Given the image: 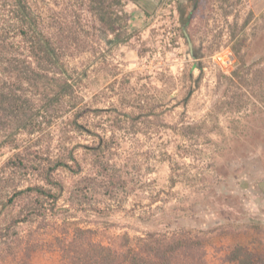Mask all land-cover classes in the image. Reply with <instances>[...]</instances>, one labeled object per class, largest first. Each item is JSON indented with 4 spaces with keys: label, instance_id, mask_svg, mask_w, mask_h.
<instances>
[{
    "label": "rangeland",
    "instance_id": "374dc122",
    "mask_svg": "<svg viewBox=\"0 0 264 264\" xmlns=\"http://www.w3.org/2000/svg\"><path fill=\"white\" fill-rule=\"evenodd\" d=\"M31 1L49 21L47 31L68 37L67 61L80 94L103 109L89 115L95 137L117 132L107 152L110 178L78 196L65 191L60 214L97 229L104 240L124 232L201 231L207 264H227L235 243L264 259V0H125L131 37L124 43L100 27L86 0ZM234 49L250 70L230 108L222 100L226 76L238 65ZM225 50L234 56L229 72L214 59ZM138 98L148 116L133 133L115 115L137 111ZM157 113L170 125L206 120L218 126L191 143L155 123ZM67 117L50 125L39 149L62 155L74 147L84 174L97 160L80 145L95 137L70 130ZM14 151L0 150V166ZM60 173L67 186L79 178ZM32 263L59 264V256L41 250Z\"/></svg>",
    "mask_w": 264,
    "mask_h": 264
},
{
    "label": "trees",
    "instance_id": "16d2710c",
    "mask_svg": "<svg viewBox=\"0 0 264 264\" xmlns=\"http://www.w3.org/2000/svg\"><path fill=\"white\" fill-rule=\"evenodd\" d=\"M86 1V10L116 42L129 40L125 0ZM31 2L0 0V150L15 149L0 166V264H33L34 255L41 250L56 251L59 264H207L201 231L178 228L146 230L139 235L124 232L104 240L97 229L79 226L60 214L58 201L65 191L68 198L78 196L88 193L96 181L110 178L106 175L107 152L115 148L117 132L114 129L109 136L95 137L89 115L103 109L91 107L80 94L78 77L67 61L71 48L68 37L47 31L49 21ZM234 50L238 65L226 76L222 100V105L230 108L237 104L236 92L250 70ZM126 96L124 93L122 100ZM142 100H136L137 111H118L115 115L120 123H129L133 133L139 131L135 125L148 116ZM130 102L122 105L133 106ZM63 116H68L65 125L70 130L95 137L91 144L80 145L97 160L84 174L74 147L62 155L39 149V141L48 134L50 125ZM154 118L155 123L191 143L218 126H210L206 120L170 125L159 113ZM167 160L172 185L175 180L170 155ZM61 169L79 178L67 186ZM67 203L72 204L69 200ZM224 261L264 264V259L240 243L229 248Z\"/></svg>",
    "mask_w": 264,
    "mask_h": 264
},
{
    "label": "built area",
    "instance_id": "2783aa9c",
    "mask_svg": "<svg viewBox=\"0 0 264 264\" xmlns=\"http://www.w3.org/2000/svg\"><path fill=\"white\" fill-rule=\"evenodd\" d=\"M215 62L219 65L222 71L229 72L234 63V56L230 50L217 53L214 56Z\"/></svg>",
    "mask_w": 264,
    "mask_h": 264
},
{
    "label": "crops",
    "instance_id": "0c3cea01",
    "mask_svg": "<svg viewBox=\"0 0 264 264\" xmlns=\"http://www.w3.org/2000/svg\"><path fill=\"white\" fill-rule=\"evenodd\" d=\"M140 3H141V1L143 2V1H150V0H138ZM156 2H158L159 0H155Z\"/></svg>",
    "mask_w": 264,
    "mask_h": 264
}]
</instances>
